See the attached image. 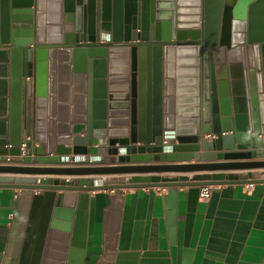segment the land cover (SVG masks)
<instances>
[{"label":"water","instance_id":"95a60500","mask_svg":"<svg viewBox=\"0 0 264 264\" xmlns=\"http://www.w3.org/2000/svg\"><path fill=\"white\" fill-rule=\"evenodd\" d=\"M102 33L130 46L99 44ZM218 156L264 158V0H0V162L36 164L0 174L64 178L0 177V188L45 191L33 198L45 226L32 264H85L90 192H114L97 263L113 264L122 190L173 200L179 187L262 182L252 171L264 169L97 164ZM202 171L250 173L95 178ZM56 191L82 192L76 212Z\"/></svg>","mask_w":264,"mask_h":264},{"label":"crops","instance_id":"0c3cea01","mask_svg":"<svg viewBox=\"0 0 264 264\" xmlns=\"http://www.w3.org/2000/svg\"><path fill=\"white\" fill-rule=\"evenodd\" d=\"M190 66L191 64L187 67ZM121 155L119 153V156ZM107 157L111 159L110 157L114 156ZM93 159L98 160L99 156ZM244 161H264V158L224 160L218 156L215 161L197 162L192 159L97 165L155 166ZM0 165L36 166L16 162H0ZM219 173L242 176L250 172H165L105 175L95 178L105 181L118 177L192 178L195 175ZM252 173L262 182L212 186L211 195L207 200L200 198L201 187L198 186L175 188L176 195L173 200L168 198V189L163 188L122 190L113 264H264V169L254 170ZM0 177L64 180L62 177L18 174H0ZM90 177L85 176L84 179ZM36 193L43 194L45 191L0 188V264L33 263L37 236L45 226L44 221L42 222L45 208L42 205H34L33 198ZM61 193L66 194L62 209L76 212L78 195L82 192L56 191L57 195ZM89 194L88 220L84 236L85 264H97L104 252L106 212L111 207V196L114 192L102 190ZM50 223L51 221L45 227L47 235L50 233Z\"/></svg>","mask_w":264,"mask_h":264},{"label":"built area","instance_id":"2783aa9c","mask_svg":"<svg viewBox=\"0 0 264 264\" xmlns=\"http://www.w3.org/2000/svg\"><path fill=\"white\" fill-rule=\"evenodd\" d=\"M137 42H140V40L138 39ZM98 43L99 44H107L108 46H111V45H122V44H126L128 42H125L124 40H121L119 42H115V41H113L110 34L102 33L100 38H99ZM21 151H22V153H24V151H25V145L24 144L21 145ZM6 163H13V162H9V160H8ZM88 165H90V164L89 163L88 164H84V163L83 164H77V166H88ZM60 166H69V165H61L60 164ZM70 166H75V165L73 164ZM211 192H212V186H202L199 196L202 200H207V199H209Z\"/></svg>","mask_w":264,"mask_h":264},{"label":"flooded vegetation","instance_id":"af4514ba","mask_svg":"<svg viewBox=\"0 0 264 264\" xmlns=\"http://www.w3.org/2000/svg\"><path fill=\"white\" fill-rule=\"evenodd\" d=\"M138 32H140V31H138ZM140 43H142V42H140ZM126 45H129V46H130V44H129V43L122 44V45H120V46H126ZM131 45H133V44H131ZM134 45H136V44H134ZM116 46H117V45H116Z\"/></svg>","mask_w":264,"mask_h":264}]
</instances>
